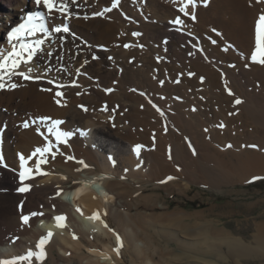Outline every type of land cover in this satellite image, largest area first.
Instances as JSON below:
<instances>
[{
  "label": "bare ground",
  "instance_id": "6f19581e",
  "mask_svg": "<svg viewBox=\"0 0 264 264\" xmlns=\"http://www.w3.org/2000/svg\"><path fill=\"white\" fill-rule=\"evenodd\" d=\"M184 2L120 0L112 12L93 16L111 7L112 0H78L79 6L70 5L73 17L65 18L55 11L47 16V9L34 0H0V54L11 50L7 33L29 13L45 12L50 31L61 23L70 27L69 33L47 37L44 51L21 66V71L31 68V75L43 79L14 77L16 89L0 90V155L4 158L0 162V260L36 251L39 240L49 232L53 235L45 245V258H32L31 264H45L48 259V264H121L125 252L139 264H163L167 255L175 260L185 253L191 261L201 259L203 253L194 250L200 243L226 240L227 235L215 232L212 220L200 223L175 210L159 215L133 213L119 189L133 184L131 179L140 188L144 179L160 180L174 172L173 164L180 161L187 163L190 173L202 162L206 179L218 187L235 178L244 181L264 174V65L251 60L264 0H197L190 7L195 20L180 12ZM177 17L182 23H173ZM134 32L141 35L134 36ZM40 38L43 33L31 39ZM49 81L66 86L59 89L63 97L55 96L57 89ZM226 83L234 95H229ZM49 88L52 91L45 90ZM237 98L242 101L239 105ZM40 116L63 123L54 128L51 121L31 124ZM25 120L30 123L28 129L22 126ZM211 124H216L215 130ZM174 125L178 132L172 129ZM203 128L226 151L212 147ZM187 131L197 145V157L183 141ZM57 132L68 144L56 140ZM63 132L74 135L64 137ZM167 146L172 148L169 153L164 151ZM37 148H50L51 155L32 156ZM20 154L31 157L25 167L35 173L39 165L41 173L24 181L31 184L26 193L16 191L23 170ZM68 155L75 159L66 160ZM211 162L215 165L208 166ZM97 180L102 181L100 193L92 184ZM70 182L76 205L64 198ZM102 190L109 196L104 193L102 197ZM149 196L142 194L138 202L148 201ZM105 197L113 202L106 203ZM30 212L43 215L23 225L21 214ZM61 215L66 217L63 227L55 219ZM99 221L105 222L104 230ZM258 229L264 242V221ZM14 237L18 239L13 242ZM162 240L166 249L156 245ZM174 242L176 246L170 247ZM226 245H234L237 255L251 249L238 237H230ZM212 248L220 255V248ZM155 255L159 263L153 262ZM205 257L203 262L213 260Z\"/></svg>",
  "mask_w": 264,
  "mask_h": 264
},
{
  "label": "rangeland",
  "instance_id": "374dc122",
  "mask_svg": "<svg viewBox=\"0 0 264 264\" xmlns=\"http://www.w3.org/2000/svg\"><path fill=\"white\" fill-rule=\"evenodd\" d=\"M1 5L3 4L1 3ZM162 98H158L160 102H163ZM213 107L215 108L216 105ZM229 113H231V111ZM169 115L165 118L168 125L171 123ZM187 118L189 117H185V119ZM176 125L172 126V129L178 132L179 128ZM214 126H216V124H211L209 127L215 130L216 128ZM205 130L206 129L203 128V131L207 133L206 141L215 149L221 152L226 151V149L220 146L218 141H215L216 137L214 138V135L209 133L210 130ZM155 134V130H152L150 136L154 138ZM182 138L184 139L183 141L188 142V146L190 142L191 146H189V150L194 157H197L198 148L194 140H192L191 132H184ZM157 144L153 143V149L156 148ZM163 148H165V146ZM193 148L195 149V153H193ZM164 151L169 153V151H172V148L167 146ZM169 157H172V155ZM186 164L187 163L182 161L178 164H173L175 171L162 176L160 180L151 181L149 178L144 179L142 183H145V185L142 188H140V183H135V179H131L133 184L119 188L124 192L123 198L126 200V203L132 206L133 213L142 211L148 214L155 213V215H159L165 211L172 212L175 210L186 215L189 214L188 216L191 215V220H197L200 223L212 220L216 226L215 232H221L227 235L226 240L225 237H222L223 239H219L220 241L217 240V242H214L215 244H212L210 241L211 239H208L211 244L200 243L201 245H199L197 249H194L197 252L201 251V253H203L200 256L204 257L206 255V259L213 258L211 261H204V263L202 257L201 259L190 261V257H188L190 255L185 253L184 255L178 256L179 258L175 260L167 255L170 259L166 257L167 259L165 260L168 261L166 262L164 260L166 263L163 264H264V242L258 237L259 224L264 221V174L252 175L244 181L235 178L232 179L231 182L229 181L228 183L222 184L221 187H218L216 185L212 186L209 180L206 179L207 176L201 166L202 162L198 165L199 167L195 173L188 172L186 170ZM213 165H215L213 162L208 163V166ZM195 169V166L191 167V171H195ZM169 176L173 177V179L167 180ZM253 177H261V179L253 180ZM161 181L165 182L161 183ZM173 181L175 184L168 185ZM177 182L179 184H176ZM101 183L102 181L99 180L92 182L93 185L97 186L95 187L97 190L98 187H101ZM71 184L72 182L66 184L68 188L67 192L64 194V198L73 205H76V202L73 201V189ZM88 185H90V183H88ZM99 189L101 190L102 188ZM124 189L127 190V192H125ZM104 193L107 194L103 191L101 194L102 197ZM142 194L150 195L148 201L140 200V202H138ZM105 198L106 200L103 201H106V203L113 202L111 200L109 202L107 201L108 198ZM135 200L139 203L138 208L135 206ZM114 202L117 203L118 201ZM112 221L114 222L113 219ZM98 224L101 229L104 230L106 228L105 222L99 221ZM115 227L116 225L113 228L115 229ZM230 237L240 238L241 242H244V245L251 247V249L245 250L241 255H237L236 252L234 253L232 250L234 245H230V248L226 245ZM156 245H161V249H166V244H164L163 240ZM174 246H176L175 242L171 243L170 247ZM214 246L221 249L220 252L218 249L220 255L212 248ZM199 248L201 249L199 250ZM55 251L59 252V249ZM153 262L159 263L158 256L155 255ZM48 263H50V259H48L45 264ZM75 264L78 263L76 262ZM121 264L139 263L132 262L129 252H125L122 255Z\"/></svg>",
  "mask_w": 264,
  "mask_h": 264
},
{
  "label": "snow or ice",
  "instance_id": "6c2138e0",
  "mask_svg": "<svg viewBox=\"0 0 264 264\" xmlns=\"http://www.w3.org/2000/svg\"><path fill=\"white\" fill-rule=\"evenodd\" d=\"M35 4L38 6H43L44 8L47 9V16L51 17L53 15V12L55 11L56 13H59L62 17L65 18H71L73 17V11H70V5H78V0H34ZM206 3L207 0H204ZM197 3V0H185L183 6L180 8V12L184 13L185 16L191 15V19L195 20L197 17L194 13H190V7L194 6ZM120 6V0H112L111 7H106L103 11H98L93 13V16H104L105 13H110L112 12L113 9H116ZM45 12L43 11H38L34 13H29L24 20L23 23H20L18 26L13 27L8 33H7V41L9 44H11V50L8 51L6 54H0V90H5V89H16L18 87L17 83L14 82L13 78L14 77H19L23 80H41L44 77L37 75L33 76L31 75L32 69L29 68L27 71H21L20 68L22 65L30 64L33 62L34 57L37 56L38 52H43L44 48L42 47L45 42L47 37H50L53 35V33H69L70 32V27L66 23H61L60 25H57L52 29L51 31L49 28L46 26L45 23ZM78 18V17H77ZM85 18H87L85 16ZM173 23L179 24L182 23L179 17H177ZM213 31H216L213 29ZM38 33H43L44 38L40 39H31L32 37H36ZM134 36H140L141 33L139 32H134L132 33ZM213 44H216V40L211 41ZM125 48L130 47L129 44H124L123 45ZM227 51L228 49H224ZM51 55V53H49ZM109 59H112V57H109ZM251 60L253 62H257L261 65H264V13H261L259 15V19L256 24V49L251 53ZM246 67L248 65H245ZM234 67V65H233ZM47 71H50L51 69H46ZM189 75H193V73H189ZM201 81H203L204 77H200ZM50 84H52L57 91L55 92L56 97H63L64 92L60 91L59 89H62L66 87L63 84H57L55 81H49ZM160 83H163V81H160ZM76 82L73 81L72 85L75 86ZM225 87L228 90L229 95H234L231 91V88L227 86V83L225 84ZM46 91H52L51 88L45 89ZM107 92H111L112 89H106ZM79 94V93H77ZM56 103L59 105L61 104V100L57 99ZM235 103L239 105L242 103V101L237 98L235 99ZM84 111H87L88 109L81 105ZM155 107V106H154ZM159 111V109H157ZM195 110V109H193ZM161 115L163 113L161 112ZM231 115V113H230ZM51 121L52 127L54 128L55 125L62 124L63 121L60 120H52L51 117L48 116H40L37 117L36 119L31 120V124L35 125L37 122L40 124L46 125L47 122ZM25 129H28L30 127L29 121L25 120L22 125ZM218 127H225V125L220 124ZM52 131V128H49V132ZM207 131V129L205 130ZM43 135V133H41ZM74 133L72 132H63L64 137H71L73 136ZM61 133L57 132L56 134V140L59 143L63 144H68V140L64 139L61 141L60 139ZM189 146H191L189 142ZM231 147V145H229ZM249 147L256 148L258 147L257 145H250ZM141 146L137 145L136 146V151L139 153ZM193 153H195V149L193 148ZM37 153L43 154V153H48L51 155V149L50 148H44L40 149L37 148L35 152H33L31 155L36 156ZM20 161H21V168L23 169L22 171L19 172V179L21 181V186L16 189L17 192L19 193H26L30 190L31 184H26L24 183L25 180L27 179H32L34 178V175H39L38 168L39 165L37 166V171L33 173V170L30 168H27L24 166V162L27 159H30L31 157H25V155L20 154ZM171 158V157H170ZM75 157L72 155L66 156V160H74ZM109 159L112 160V163L115 164L116 161L112 159L110 156ZM4 158L2 155H0V162H3ZM46 163V161H44ZM83 163V161H81ZM4 167H8L7 164H4ZM84 167H88L87 164H84ZM173 177L169 176L167 177V180H171ZM261 179V177H253V180ZM165 181H161L163 183ZM60 193L57 192V195ZM21 209V213H23V203L21 202V205L19 206ZM37 215H43V213H37V212H30L28 214H21L20 220L22 221L23 225H28L29 221L32 217H35ZM98 218V217H97ZM57 220L59 226L63 227L64 226V221L66 219L65 216H57L55 217ZM52 233L49 232L47 236L42 237L39 240V243L37 245V250H29L26 255L23 256H17L14 258L10 259H3L0 260V264H18L19 261H25L28 260L29 264H31L32 258H36L38 260H43L46 256L45 252V245L49 241V239L52 237ZM15 239H18L16 237L13 238V242ZM117 251L119 252V248H117Z\"/></svg>",
  "mask_w": 264,
  "mask_h": 264
}]
</instances>
